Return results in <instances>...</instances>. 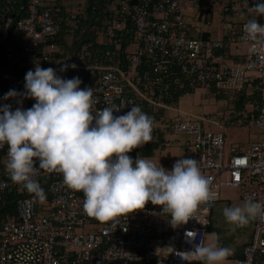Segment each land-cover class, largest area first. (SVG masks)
Listing matches in <instances>:
<instances>
[{
    "label": "built area",
    "instance_id": "2783aa9c",
    "mask_svg": "<svg viewBox=\"0 0 264 264\" xmlns=\"http://www.w3.org/2000/svg\"><path fill=\"white\" fill-rule=\"evenodd\" d=\"M13 3L0 0V33L5 37L14 23ZM256 3L264 0H105L98 7L104 19L105 63L78 64L58 50L56 39L64 24L71 32L78 30L86 14L64 15L59 0H26L23 15L14 25L24 44L6 53L9 74L4 79L0 106L9 104L13 111L33 106L36 101L31 98L3 97L9 90L23 93L25 74L36 66L52 67L63 79H72L73 71H84L87 78H81L80 87L93 88V113L116 107L120 110L114 115L119 116L135 105L154 120L151 142H159L166 133L192 137L182 146L193 148L190 158L199 162L217 198L201 204L193 218L176 227L170 223V215L151 202L128 216L99 222L85 214L83 193L64 185L60 173L40 170L34 177L45 192L44 203L14 184L6 171L5 144L0 146V205L12 202L8 199L13 195L17 197L14 212L0 217V264H202L192 261L187 253L196 243H205L223 189L240 190L243 201L264 203V138L251 141L244 149L227 150L223 125H219L220 131H205L203 119L181 112L173 117L163 115L174 108L163 101L171 97L172 88L176 92L187 86L189 90L231 93L234 97L244 90L248 96L258 90L261 103L257 113H239L234 121L264 133V52L244 33L249 19L264 26V15L249 12ZM190 9L195 17L189 15ZM96 10L94 7L92 13ZM216 10L225 19V35L219 39L207 37L205 31L216 20ZM232 17H242L243 21L235 22ZM232 44L247 46L240 61L226 54ZM63 64L77 67L62 72ZM140 149L130 155L133 160ZM252 225L250 241L232 264H264V218L258 217ZM187 232H195L197 241H191Z\"/></svg>",
    "mask_w": 264,
    "mask_h": 264
},
{
    "label": "clouds",
    "instance_id": "9594fccd",
    "mask_svg": "<svg viewBox=\"0 0 264 264\" xmlns=\"http://www.w3.org/2000/svg\"><path fill=\"white\" fill-rule=\"evenodd\" d=\"M249 12L264 15V3L249 7ZM244 33L264 52V26L257 19L244 24ZM69 67L77 66L63 64L60 71ZM81 84L79 77L63 79L52 67L36 66L25 74L23 93L5 94L4 100L22 96L36 101L29 109L0 106V146H8L6 171L14 184L44 202L45 192L34 177L40 170L60 173L64 185L83 193L85 214L99 222L128 216L151 202L176 227L193 218L201 204L217 198L196 159L181 158L170 171L147 157L133 160L128 153L153 139V118L135 105L119 116L114 115L120 110L116 107L93 113V88ZM223 215L228 223L244 227L264 218V203L248 199L225 207ZM211 235L209 243L198 242L187 254L203 264H228L232 249ZM186 236L197 241L195 232Z\"/></svg>",
    "mask_w": 264,
    "mask_h": 264
},
{
    "label": "trees",
    "instance_id": "16d2710c",
    "mask_svg": "<svg viewBox=\"0 0 264 264\" xmlns=\"http://www.w3.org/2000/svg\"><path fill=\"white\" fill-rule=\"evenodd\" d=\"M13 13H14V23L13 25L9 28V33L8 35L5 37L3 34L0 33V96L3 93V87H4V79L6 78V76L9 74L8 73V67H9V63L7 62L6 59V53L8 50H18L20 49L23 44H24V37H23V42L17 46H15L14 48L10 49L11 42L13 43V41H17V42H21V39H19V37L23 36L21 33L19 32H15L14 31V25L15 22H17L19 16H22L23 11L22 8H25L26 5V0H13ZM60 1V0H59ZM105 3V0H90L89 1V8L87 13L89 14L86 15V18H81V24L79 26V29L71 32L69 30V27L66 26L65 24L62 26L61 29H65L67 30L68 33H73L75 37L78 38V43L75 47L74 50H61L63 55H68L69 57L72 58V62L74 63H78V64H94V63H105V51L107 50V46L105 44H103L102 42H99V40L97 39V32L93 31V26H98L100 30L101 27H104V24L102 22V10H100V8L98 9V7H101V4ZM96 7V11L94 12V14L92 13L93 8ZM63 11V10H62ZM65 15V12H63ZM22 14V15H21ZM92 19L93 22L91 23V25L88 26L90 20ZM91 20V21H92ZM93 29V30H92ZM85 31L84 34H82V31ZM103 32V31H102ZM82 35V37H81ZM61 33L59 34V36L56 39V42L59 44L63 43L61 42ZM128 46V44L126 43L125 45H123V49H126V47ZM63 55H58L56 54V57L59 58L63 57ZM65 57V56H64ZM72 77H79L80 79L82 77L87 78V74L84 71H73L71 72ZM258 84L257 81L254 82V87H256ZM174 87V86H173ZM195 90L193 89H188V87H184L183 89H176L175 92V88L171 89V97L170 98H163V101L169 105H175V103L178 102L179 98L187 93H193ZM218 95H222L224 96V93H220L217 94ZM236 97H238L239 101L236 103L237 105V109H239L240 111L244 109L246 103H251L253 105V113L256 114L257 113V109L260 105V101H261V93L256 90L252 95L248 96L246 93V90H244L242 93H240L239 95H235ZM151 113V111L149 112ZM231 121H234L231 120ZM159 144H156L155 142H151V143H147L145 145L142 146V149H140V156L141 157H151L154 155L155 150L158 148ZM134 151V149H133ZM133 151L128 153V155H132ZM16 195H13V197H10L8 200L12 199V202L10 203H6L5 205H0V217L2 215H4L5 213H13L14 212V203L13 200Z\"/></svg>",
    "mask_w": 264,
    "mask_h": 264
},
{
    "label": "rangeland",
    "instance_id": "374dc122",
    "mask_svg": "<svg viewBox=\"0 0 264 264\" xmlns=\"http://www.w3.org/2000/svg\"><path fill=\"white\" fill-rule=\"evenodd\" d=\"M216 20L214 21V26L217 24L218 17H224L219 14V11L216 10ZM219 14V15H218ZM189 15L194 16L196 13L193 10H189ZM197 26H201V22L196 21ZM103 31V30H101ZM214 32L216 31V27H214ZM103 32L99 35L101 37ZM243 45L238 46L241 48ZM247 50V46H246ZM215 95L213 93L206 95H203L202 91H195L193 93H189L188 96L182 99V103L185 104L186 106L183 107L186 110H189L192 108V112L189 113V116L192 117L193 119H203L207 123L204 126L205 131H220L219 125H223V129L221 130L226 138V149L229 150L231 147H247L248 144L251 141L252 134L250 132V127L247 124L241 125L239 123V120L237 123L234 121L228 128L225 127V123H227V120L229 119H235L239 117V113L237 114L235 111L236 102H232V94L228 93L226 96H223L222 98H215ZM197 107V111L194 110L193 108ZM249 110V106L247 107V111ZM247 111L241 112L242 116L247 115ZM199 112V113H198ZM214 119V121H213ZM241 119V118H240ZM164 143L159 144L158 148L154 152V157L152 160L160 162L161 166H163L165 169H168L173 166V162L176 160H179L181 158H190L195 151L193 148H188L185 150V148H182V153L180 155L179 150H177V147H180L182 143L190 140L192 141V137H189L187 135H172L170 133H166L163 137ZM179 141V144L177 143ZM231 192V194L234 196L233 193L234 191L238 192L237 189H232V190H222L221 194L223 197L227 194V192ZM44 203V202H41ZM225 202L223 206H221V203H218L215 207V210H218L214 212V215L219 219L223 220L225 224L221 225L223 228H227L228 222L226 221V218L223 215V209L226 206ZM219 222H215L214 225L217 226ZM227 233V231L225 232ZM207 244V243H205ZM220 246H225L229 247L232 249V246L228 243V241L221 240L219 243ZM236 250V249H235ZM233 251V250H232ZM232 257H234V251L233 254L228 258V264L231 263ZM203 264V263H202Z\"/></svg>",
    "mask_w": 264,
    "mask_h": 264
},
{
    "label": "crops",
    "instance_id": "0c3cea01",
    "mask_svg": "<svg viewBox=\"0 0 264 264\" xmlns=\"http://www.w3.org/2000/svg\"><path fill=\"white\" fill-rule=\"evenodd\" d=\"M89 1L90 0H60L59 4L61 5V7L63 9V12H65L66 14L74 12V13H85L86 15L89 16V14L87 13L88 8L90 6ZM231 19H234L235 22L236 21L237 22L243 21L242 17H237V18H233L232 17ZM89 20H90V22H89L88 26L91 25V23L93 22L92 19H89ZM224 21H225V19L222 18V21H220V19L218 18L216 24H219V25L214 26V23H213V25L211 27L205 28L206 36L210 37V38H218V39L223 37L225 35L224 26H223ZM102 22L104 24L103 16H102ZM201 24H202V22H201ZM200 27L202 28L203 25H201ZM214 27H216V31L215 32L213 31ZM93 29H92L93 31L97 32V36L96 37L99 40V42L104 43L103 34H102L101 37H99V35L102 33L101 30H103V27H101V29L98 30L99 29L98 26H93ZM60 33H61V40H62L61 42H63V43L59 44L58 50H74L76 45H77V43H78V38L75 37L73 33H68L67 30H65L64 28L61 29ZM19 39H21V42H17V41H13V43L11 42L12 46L10 47V49L14 48L15 46H17V45H19V44H21L23 42V36L22 37L20 36ZM238 46H240V45L232 44L230 46V48L228 50H226L227 56L230 57L231 59L236 60V61H240L243 58V56H244V54L246 52V45H243L241 48H239ZM198 90L202 91L200 89H198ZM195 91H197V90H195ZM247 91L249 93H251L252 92V87L248 86ZM202 93H203V95H206V96L208 94H210V93H205L204 91H202ZM188 94L189 93L181 96L179 98L178 102L175 103L174 108H172L170 110H167V111H164L163 115H165L167 117H173L178 112H181V114L189 116V113L192 112V110H191L192 108H190L189 110H186V109L183 108L186 105L182 103V99L185 98L186 96H188ZM226 95L227 94H224V96H226ZM214 97L219 99V98H222L223 96L222 95H218V96L215 95ZM238 101H239L238 97L232 96V102H234V103L236 102L237 103ZM248 106H249V110L247 111V107ZM193 109L197 111V107H194ZM188 111H190V112H188ZM235 111H236L237 114L241 113V112H245V111H247V113L250 114L251 112H253V105L251 103H246V105H245L243 110L240 111L239 109H237V107H235ZM231 120H233V119L227 120V123H225L224 129H225V127L226 128L230 127V126H227V125L228 124L231 125V123H233V121H231ZM250 132L253 133L251 135L252 136L251 141H255V140H259V139H263L264 138V133L257 132L255 130H253L252 128H250ZM162 143H164V139H160L159 142H156V144H162ZM182 144H181L180 147H177V150H179L180 155L182 153V148H185V150L187 149L186 147L182 146ZM240 148L244 149L246 147L241 146ZM153 157H154V155L151 156V157H148V158L152 159ZM175 162H173V165H174ZM227 189L228 190H232L231 188H226V190ZM224 191H225V189H224ZM234 192H235V193H233L234 196L229 191L227 192V194L224 197L221 194V199H220V201L218 203H221V206H223V204L225 202H227L225 207H232V206H236V205H242L245 201H243L241 199L240 190H238V192H236V191H234ZM214 210H213L212 215H211L210 225L208 227V233H207V236H206L205 243H209L211 241V239H212V235L211 234H213V233H215V234H217L219 236V242L218 243H220V241L224 240V239L226 241H228V243L232 246V250L234 251V257H232V261L230 263V264H232L234 262V260H236L239 257H241L243 247L251 239L252 230H253V225H252L253 224V220L250 221L249 224L244 226V227H235L234 225L228 223L227 228L226 227L223 228L222 226H220V224L223 225L225 223L221 219L218 220V218L214 215V212H216L218 210H216V211H214ZM216 221L219 222L218 223L219 225H217V226L214 225V223ZM226 231H227V233H225Z\"/></svg>",
    "mask_w": 264,
    "mask_h": 264
},
{
    "label": "bare ground",
    "instance_id": "6f19581e",
    "mask_svg": "<svg viewBox=\"0 0 264 264\" xmlns=\"http://www.w3.org/2000/svg\"><path fill=\"white\" fill-rule=\"evenodd\" d=\"M219 15V14H218ZM217 25H219V24H217Z\"/></svg>",
    "mask_w": 264,
    "mask_h": 264
}]
</instances>
